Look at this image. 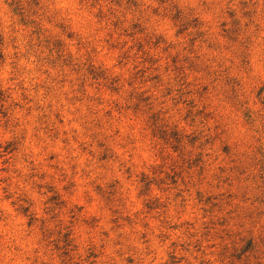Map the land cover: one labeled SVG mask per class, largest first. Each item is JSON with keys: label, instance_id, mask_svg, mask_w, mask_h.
Masks as SVG:
<instances>
[{"label": "clouds", "instance_id": "9594fccd", "mask_svg": "<svg viewBox=\"0 0 264 264\" xmlns=\"http://www.w3.org/2000/svg\"><path fill=\"white\" fill-rule=\"evenodd\" d=\"M0 264H264V0H0Z\"/></svg>", "mask_w": 264, "mask_h": 264}, {"label": "rangeland", "instance_id": "374dc122", "mask_svg": "<svg viewBox=\"0 0 264 264\" xmlns=\"http://www.w3.org/2000/svg\"><path fill=\"white\" fill-rule=\"evenodd\" d=\"M251 244H252V242H251V241H249V246H251Z\"/></svg>", "mask_w": 264, "mask_h": 264}]
</instances>
